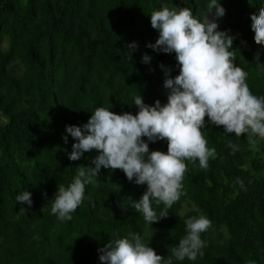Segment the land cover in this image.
Segmentation results:
<instances>
[{
    "label": "trees",
    "instance_id": "obj_1",
    "mask_svg": "<svg viewBox=\"0 0 264 264\" xmlns=\"http://www.w3.org/2000/svg\"><path fill=\"white\" fill-rule=\"evenodd\" d=\"M208 2L0 0V264H100L98 249L130 232L143 234L167 259L185 235V221L199 215L194 206L213 225L203 237L205 256L173 264H264V140L250 145L214 125L202 131L215 158L207 169L188 163L186 194L157 223H146L126 199L138 200L146 185L103 168L70 221L50 213L58 185L67 187L77 167H94L97 155L93 150L70 161L75 141H63L65 126H82L101 106L136 114L131 101L140 93L146 104L166 103L158 65L170 66L173 78L179 66L174 54L145 47L159 35L149 15L167 5L190 7L202 19ZM221 5L226 14L217 21L219 30L235 37V63L248 74L252 93L264 96V68L254 63L261 52L264 64V50L254 43L250 20L264 0ZM132 42L138 50L129 58ZM144 53L152 57L149 65L141 63ZM228 142L238 143L239 151L231 154ZM149 150L166 153L167 142L150 143ZM237 177L246 190L234 183ZM23 190L31 192L30 208L15 200ZM153 206L157 213L163 208Z\"/></svg>",
    "mask_w": 264,
    "mask_h": 264
},
{
    "label": "clouds",
    "instance_id": "obj_2",
    "mask_svg": "<svg viewBox=\"0 0 264 264\" xmlns=\"http://www.w3.org/2000/svg\"><path fill=\"white\" fill-rule=\"evenodd\" d=\"M226 10L221 0H209L202 19L190 7L162 5L151 12L150 25L159 35L146 48L153 52L174 54L179 74L172 77L173 69L163 63V88L167 102L156 100L146 104L140 94L132 98L136 114H117L107 107H97L82 126L66 125L65 143L72 137L70 161H79L85 153L95 150L91 165L76 168L67 187L58 185L51 200L50 213L60 221H70L72 214L87 199L86 187L95 183L101 169L121 170L128 181L146 185L138 200L126 198L130 208L142 215L150 225L169 214L172 206L185 195L183 181L188 163L201 169L209 167L215 158L209 148L203 129L209 125L222 128L227 136L244 137L250 145L264 140V96L252 93L247 83L248 74L236 65L235 37L229 31L219 30L218 20ZM254 43L264 50V7L250 17ZM128 56L138 50V44L127 45ZM261 52L254 58L257 67ZM152 57L142 54L141 63L149 65ZM207 117V120H205ZM146 138V139H145ZM167 142V151H150L149 144ZM231 154L239 151V144L228 142ZM246 190L244 181H234ZM42 195L47 196V193ZM17 203L32 206L31 192L22 191ZM163 205L157 213L156 208ZM24 210V209H23ZM197 216L185 221V235L169 249L166 259L145 242L141 233L109 240L98 249L100 264H173L175 261L195 262L203 259L207 240L203 237L213 228L211 220L194 206ZM255 264V262H250Z\"/></svg>",
    "mask_w": 264,
    "mask_h": 264
}]
</instances>
